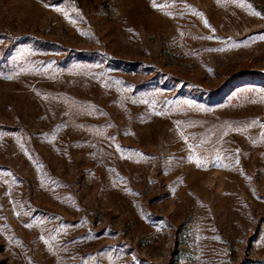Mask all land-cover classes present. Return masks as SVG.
Here are the masks:
<instances>
[{"label": "rangeland", "instance_id": "obj_1", "mask_svg": "<svg viewBox=\"0 0 264 264\" xmlns=\"http://www.w3.org/2000/svg\"><path fill=\"white\" fill-rule=\"evenodd\" d=\"M0 264H264V0H0Z\"/></svg>", "mask_w": 264, "mask_h": 264}, {"label": "snow or ice", "instance_id": "obj_2", "mask_svg": "<svg viewBox=\"0 0 264 264\" xmlns=\"http://www.w3.org/2000/svg\"><path fill=\"white\" fill-rule=\"evenodd\" d=\"M154 7H156L155 3L153 4ZM57 11H59V9H57ZM257 15H259V13H257Z\"/></svg>", "mask_w": 264, "mask_h": 264}]
</instances>
